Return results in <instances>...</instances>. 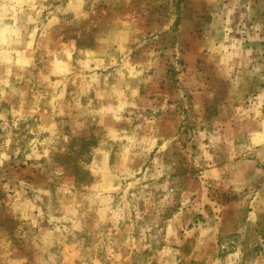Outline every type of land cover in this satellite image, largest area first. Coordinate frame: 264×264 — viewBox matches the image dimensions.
Instances as JSON below:
<instances>
[{
  "label": "rangeland",
  "instance_id": "rangeland-1",
  "mask_svg": "<svg viewBox=\"0 0 264 264\" xmlns=\"http://www.w3.org/2000/svg\"><path fill=\"white\" fill-rule=\"evenodd\" d=\"M0 264H264V0H0Z\"/></svg>",
  "mask_w": 264,
  "mask_h": 264
}]
</instances>
